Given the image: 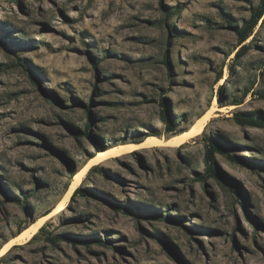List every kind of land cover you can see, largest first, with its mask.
I'll return each mask as SVG.
<instances>
[{"label": "rangeland", "instance_id": "obj_1", "mask_svg": "<svg viewBox=\"0 0 264 264\" xmlns=\"http://www.w3.org/2000/svg\"><path fill=\"white\" fill-rule=\"evenodd\" d=\"M262 1L0 0V264H264Z\"/></svg>", "mask_w": 264, "mask_h": 264}, {"label": "bare ground", "instance_id": "obj_2", "mask_svg": "<svg viewBox=\"0 0 264 264\" xmlns=\"http://www.w3.org/2000/svg\"><path fill=\"white\" fill-rule=\"evenodd\" d=\"M221 112L225 111V108H219ZM208 117V116H207ZM206 118L197 119L195 124L190 126V128L184 132L176 133L170 138L162 141L161 139L149 136L147 137L142 143L139 144H133V143H122L119 145L111 146L108 151H98V157L95 158V160H92L90 162V165H96L104 160L112 159L119 157L123 155L124 153H131L137 147L142 146L146 149H152L155 147H159L161 144H170L172 147L178 148L186 143H188L191 139L196 138L205 129V122L207 120ZM89 169V165L85 166L80 173H77L74 175V182L69 187V190L67 192V197H70L74 190L77 188V185L80 183L82 176L84 173L87 172ZM64 209V203H62L59 206V209L57 211H61ZM48 218V216H44L39 218L34 224H32L30 227L24 229L22 232L17 234L15 237H13L8 243L5 244V246L0 250V257H2L8 248L15 244H24L31 240V238L37 233L40 227H42L44 221Z\"/></svg>", "mask_w": 264, "mask_h": 264}, {"label": "trees", "instance_id": "obj_3", "mask_svg": "<svg viewBox=\"0 0 264 264\" xmlns=\"http://www.w3.org/2000/svg\"><path fill=\"white\" fill-rule=\"evenodd\" d=\"M264 7V0L261 2V6L260 8L256 7L254 8L252 11H251V16L250 18L247 20V22L245 24H243L239 29L236 28V37L240 40V44L244 41V39L248 36H251L253 34V30H254V27L257 25V22L258 20L261 18L262 16V13H261V10L263 9ZM166 18L169 17V16H175L179 13V8H174L173 11H170V12H166ZM263 24V23H262ZM241 52H242V47L239 48L236 53H235V58H239L240 55H241ZM251 88H247L245 89L244 93H243V96H247V94H249ZM260 92V91H259ZM261 96H264V90H262L260 92ZM241 100V99H240ZM241 102L239 101H234L233 104L231 105H238L240 104ZM90 115V113H89ZM236 120L239 124H251V125H254L256 124V121L255 119H252L250 117H245L243 116L242 114H237L236 115ZM165 123H168L167 120H164ZM88 129L89 127L86 125L85 127V130L82 132V136H87L88 135ZM210 144L213 146V143L210 141ZM207 157L204 161V163L207 165V173L210 174V175H213L214 174V171H213V166L211 165V160H212V157H211V154H212V149L210 148L208 151H207ZM96 167L93 166L89 172L95 170ZM80 192H82L81 190V187H77L73 194H72V197L73 196H76V195H79ZM168 218V217H167ZM166 218V219H167ZM171 219V217L169 218ZM42 230V227L39 229V231ZM37 233L31 238V240H33L35 237H36ZM30 240V241H31ZM101 242V241H100ZM2 258V257H1ZM0 258V259H1Z\"/></svg>", "mask_w": 264, "mask_h": 264}]
</instances>
